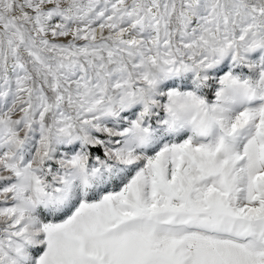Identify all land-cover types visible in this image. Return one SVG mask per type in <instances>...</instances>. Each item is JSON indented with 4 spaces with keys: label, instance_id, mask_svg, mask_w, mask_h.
I'll return each mask as SVG.
<instances>
[{
    "label": "snow or ice",
    "instance_id": "1",
    "mask_svg": "<svg viewBox=\"0 0 264 264\" xmlns=\"http://www.w3.org/2000/svg\"><path fill=\"white\" fill-rule=\"evenodd\" d=\"M0 264H264V0H0Z\"/></svg>",
    "mask_w": 264,
    "mask_h": 264
}]
</instances>
